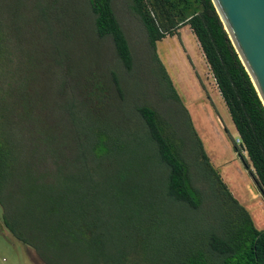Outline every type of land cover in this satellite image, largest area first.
Listing matches in <instances>:
<instances>
[{"label":"trees","instance_id":"16d2710c","mask_svg":"<svg viewBox=\"0 0 264 264\" xmlns=\"http://www.w3.org/2000/svg\"><path fill=\"white\" fill-rule=\"evenodd\" d=\"M126 1L154 50L156 42L176 34L179 25H189L251 163L250 174L264 197V106L211 0ZM83 3L88 25L99 38L110 39L116 56L129 69L130 50L112 0ZM194 3L199 9L192 7ZM54 63L62 72H69L68 63L57 58ZM160 67L172 88L161 63ZM43 74L38 60L20 57V50L0 32L3 226L44 264H140L135 257L141 248L133 241L130 244V238L125 239L107 218V195L99 180L102 165L123 153L125 138L118 127L88 124L104 98L110 97L109 85L97 84L88 72L62 107L57 85ZM108 77L115 87L113 93L118 92L123 101L116 71H110ZM172 93L177 99L173 88ZM133 111L154 143L167 200L194 215L202 211L203 202H210L211 214L204 224L191 229L179 249L158 264H264V229L255 226L248 210L232 196L200 141L204 163L191 177L178 162V146L170 145L157 113L145 105H134ZM234 151L248 168L235 144ZM163 246L164 255L168 254L170 244Z\"/></svg>","mask_w":264,"mask_h":264},{"label":"rangeland","instance_id":"374dc122","mask_svg":"<svg viewBox=\"0 0 264 264\" xmlns=\"http://www.w3.org/2000/svg\"><path fill=\"white\" fill-rule=\"evenodd\" d=\"M112 3L130 50L129 69L116 56L110 39L99 38L88 25L89 14L83 0H0V32L7 43L20 50V57L38 60L43 66L44 79L50 76V84L57 85L62 107L81 87L88 72L97 84L109 85L110 97L104 98L88 124L107 125L114 130L118 127L125 138L123 153L111 156L102 165L99 180L107 195V218L125 239L130 238V244L133 241L141 248L136 261L161 263L164 256H170L179 249L181 241L188 239L191 229L204 224L211 210L208 200L196 215L167 200L161 181L163 168L157 163L152 139L133 111L134 105H145L157 113L170 145L178 146V162L190 176L200 172L204 163L199 140L232 196L248 210L256 227L264 228V197L250 174L251 163L237 141L239 136L189 25H179L177 33L157 41L154 50L127 1ZM55 58L69 64L67 74L54 63ZM110 71H116L123 101L107 81ZM44 84L48 85V80ZM195 105L218 110L223 127L207 114L209 109H197ZM190 114L194 115V122ZM234 144L246 158L248 168L234 151ZM120 176L124 179L120 180ZM164 243L170 244V252L165 255ZM0 264H44L30 247L8 233L2 224L1 210Z\"/></svg>","mask_w":264,"mask_h":264},{"label":"water","instance_id":"95a60500","mask_svg":"<svg viewBox=\"0 0 264 264\" xmlns=\"http://www.w3.org/2000/svg\"><path fill=\"white\" fill-rule=\"evenodd\" d=\"M264 106V0H211Z\"/></svg>","mask_w":264,"mask_h":264},{"label":"crops","instance_id":"0c3cea01","mask_svg":"<svg viewBox=\"0 0 264 264\" xmlns=\"http://www.w3.org/2000/svg\"><path fill=\"white\" fill-rule=\"evenodd\" d=\"M209 105H200V106H197V107H203V108H207V109H209L208 111H207V114H209L210 115V117L214 120V122H218V124L220 125V127L222 128L223 127V122H222V120H221V118L219 117V116H222L219 112H218V110H216V109H214V108H210V107H208ZM195 107H196V105H195ZM196 107V108H197ZM198 109V108H197ZM189 110H191L192 111V109H189ZM202 111V110H201ZM191 115V114H190ZM226 117H227V115H226ZM191 118H192V120H193V122H194V120H195V118H194V115H191ZM228 118H227V123H228ZM234 125V124H233ZM235 133L237 134V131H236V129H235ZM235 153V152H234ZM209 162L211 163V159H209ZM211 165H212V163H211ZM212 167L215 169V170H217L216 169V167L214 166V165H212ZM217 172L219 173V175H220V177H221V179H222V181L225 183V181H224V179L222 178V176H221V173L217 170ZM227 187H228V185H227ZM229 189V188H228ZM250 214V213H249ZM254 222V221H253ZM256 226V225H255ZM258 228V227H257ZM258 229H260V228H258ZM261 229H264V228H261Z\"/></svg>","mask_w":264,"mask_h":264},{"label":"built area","instance_id":"2783aa9c","mask_svg":"<svg viewBox=\"0 0 264 264\" xmlns=\"http://www.w3.org/2000/svg\"><path fill=\"white\" fill-rule=\"evenodd\" d=\"M237 141H238V142H240V139H239V137H238V140H237ZM242 152H243V153H246V152H245V150H243Z\"/></svg>","mask_w":264,"mask_h":264}]
</instances>
